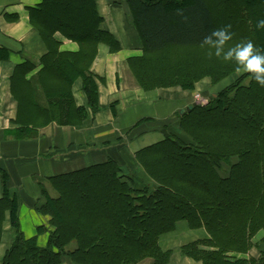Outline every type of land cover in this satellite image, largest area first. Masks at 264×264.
Returning <instances> with one entry per match:
<instances>
[{
    "label": "trees",
    "instance_id": "1",
    "mask_svg": "<svg viewBox=\"0 0 264 264\" xmlns=\"http://www.w3.org/2000/svg\"><path fill=\"white\" fill-rule=\"evenodd\" d=\"M126 1L143 46V56L129 60V66L145 91H195L206 78L219 84L243 70L235 60L224 59L231 48L252 41L264 50V29H257L264 19V0ZM221 6L226 8L224 24L219 22ZM29 13L47 53L36 76L26 81L33 66L25 63L12 78L27 84L13 91L19 106V139L37 138L38 130L50 124L83 126L89 114L75 102L78 80L88 108L99 112L100 93L91 67L101 45L111 53L121 49L102 29L96 0H42ZM226 25H231L232 39L217 55V49L211 51L215 44L203 40ZM57 34L76 43L79 51H61ZM10 54L1 47L0 61H8ZM18 84L12 82V90ZM190 108L178 113L186 138L169 133L136 154L155 187L135 188L133 175H123L112 159L48 178L55 196L41 185L44 202L36 211L50 218L51 232L40 226L37 236L25 237L20 201L12 196L5 175L0 244L8 217L14 239L1 264H140L147 259L170 264L173 251H165L160 239L181 222L209 235L183 246L184 257L202 264H264L263 250L258 258L239 257L264 245V87L247 73L205 104ZM48 232V245L42 247L39 237ZM72 244L76 248L68 250Z\"/></svg>",
    "mask_w": 264,
    "mask_h": 264
},
{
    "label": "crops",
    "instance_id": "2",
    "mask_svg": "<svg viewBox=\"0 0 264 264\" xmlns=\"http://www.w3.org/2000/svg\"><path fill=\"white\" fill-rule=\"evenodd\" d=\"M96 2L104 19L102 29L110 32L121 47L117 53H111L109 47L101 45L91 67L99 88L100 111L94 114L88 108L82 80H78L73 87V95L76 105L86 107L88 111L84 125L61 127L50 124L38 130L37 138L19 139L15 135V131L21 128L15 123L19 116V106L13 91L16 88L17 92L23 87L26 89L27 84L22 79L14 82L12 78L16 68L25 63L33 66L26 81L43 68L42 58L47 48L31 25L29 13L42 0H0V48L11 52L8 61H0V200L4 194L3 177L6 175L12 196H17L20 201L19 217L26 238L37 236L27 237L22 222L27 218L40 220L35 210L39 203L44 202L40 180L104 164L110 159L129 171L131 160L135 162L139 151L161 142L166 136L161 122L180 114L193 104L192 99H181V95L188 97L189 94L179 87L151 91L140 87L130 69L129 60L142 57L143 46L127 1ZM56 39L61 43V51H79L76 43L60 34L56 35ZM12 82L19 83L13 90ZM198 91L196 89V93ZM171 95H174L173 99L166 97ZM156 125L158 127L151 128ZM128 139L129 143L126 142ZM141 171L144 173L143 169ZM181 223L177 225L176 232L161 237V247L165 251H173L170 264H202L184 257L181 248L208 239V233L204 229L192 230L186 222ZM45 236L39 237V245L42 247L48 245L49 237L46 244V240L42 239ZM262 237L260 235L257 241ZM13 239L14 233L8 217L0 244V264ZM262 250L264 245L259 244L249 255L239 257L258 258ZM140 264L154 262L147 259Z\"/></svg>",
    "mask_w": 264,
    "mask_h": 264
},
{
    "label": "rangeland",
    "instance_id": "3",
    "mask_svg": "<svg viewBox=\"0 0 264 264\" xmlns=\"http://www.w3.org/2000/svg\"><path fill=\"white\" fill-rule=\"evenodd\" d=\"M219 10H220V15H219V20L220 21L219 22L221 24H224L226 22V16H225L226 15L225 14L226 13V8L224 6H221V7H219ZM227 23L230 24L229 22H227ZM211 51H216V47L213 46ZM244 74H247V72L241 70L239 72H236L234 74L229 75L228 78L224 79L223 81H221L219 84H216V85H214L210 79L206 78L204 80L207 81V82L202 80V81H200V82H198L196 84V89L199 90L197 93H196V89H195V91H184V90H182L180 88L182 91L188 92V94H189L188 97H186L185 95H181V99H187V100L188 99H190V100L192 99L193 104H198V103H203L204 104V103L208 102L214 95H217L223 89H225V88L229 87L230 85L236 83L239 79L242 78V76ZM248 83H249V79L244 81V84H248ZM166 97H169V99H173L174 95L166 96ZM188 108H190V106H188ZM188 108H186L183 111H181V113H183ZM161 123H162L161 126L162 127L164 126V128H165L164 129V133H166V135H167V133H170V134H173V135H176V136L178 135V136H180L182 138H186V136H184V134L182 135V132L180 130L178 114L173 116V117H171V118H169V119L163 120V122H161ZM154 127H158V125L152 126L151 128H154ZM131 133H133V132H130V134ZM133 135H135V134H133ZM125 136H128V135L126 134ZM165 138H166V136L162 139V141ZM126 142L129 143V139L126 140ZM186 142H190V141L186 140ZM116 146H118V145H116ZM135 162H136V156H135ZM135 162L133 160H131V164H130L131 168H130L129 171H126V167H124L126 165H123L124 168L121 167L122 170H123V175H133L134 179H136L135 188H137L139 190L143 189L144 186L147 185V184H152V187H155V185L153 184V182H151V180L148 178V176L145 174V172L142 173V171H141L142 167L137 162L136 163ZM40 183H41L40 185H44L45 186V188L50 192V194L52 196H55V193L53 192L51 184L48 181V179L47 180H42V181L40 180ZM39 218H40V220H38V221H36L33 218L32 219L27 218V219H25L22 222L25 225L27 237H31L33 235L38 234L37 233V227L39 225L40 226H45L46 229L49 232H51L53 230V228L50 226V223H49L50 222V218L49 217H44V216L39 214ZM21 228H22V226H21ZM49 232L46 234L47 236L42 238L43 240H46L45 244L47 242V238L49 237ZM174 232H176V231H174ZM40 237H42V236H40ZM48 241H49V238H48ZM41 243L43 244V241H41ZM46 247H47V245H46ZM75 248H76V245L72 244L71 246L68 247V250H74Z\"/></svg>",
    "mask_w": 264,
    "mask_h": 264
},
{
    "label": "clouds",
    "instance_id": "4",
    "mask_svg": "<svg viewBox=\"0 0 264 264\" xmlns=\"http://www.w3.org/2000/svg\"><path fill=\"white\" fill-rule=\"evenodd\" d=\"M231 25L214 30L210 35L204 37L203 43H214L219 55L223 45L232 39ZM257 29H264V19H260L257 23ZM215 37V41H213ZM225 60H235L238 70L252 74V78L264 87V50L258 49L252 41L237 44L231 48L224 57Z\"/></svg>",
    "mask_w": 264,
    "mask_h": 264
},
{
    "label": "water",
    "instance_id": "5",
    "mask_svg": "<svg viewBox=\"0 0 264 264\" xmlns=\"http://www.w3.org/2000/svg\"><path fill=\"white\" fill-rule=\"evenodd\" d=\"M204 104H205V103H204ZM187 110H188V111H190V110H191V108H188Z\"/></svg>",
    "mask_w": 264,
    "mask_h": 264
}]
</instances>
